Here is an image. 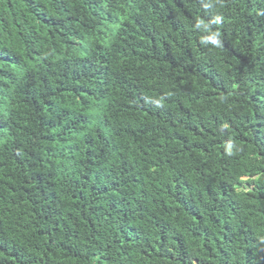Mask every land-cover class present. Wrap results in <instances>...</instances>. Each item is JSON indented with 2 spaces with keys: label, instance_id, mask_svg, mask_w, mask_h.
<instances>
[{
  "label": "trees",
  "instance_id": "obj_1",
  "mask_svg": "<svg viewBox=\"0 0 264 264\" xmlns=\"http://www.w3.org/2000/svg\"><path fill=\"white\" fill-rule=\"evenodd\" d=\"M0 264H264V0H0Z\"/></svg>",
  "mask_w": 264,
  "mask_h": 264
}]
</instances>
